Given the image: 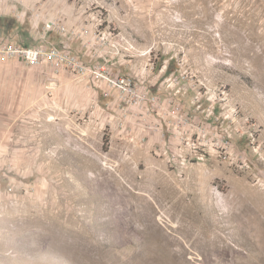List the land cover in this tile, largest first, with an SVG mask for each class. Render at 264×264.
<instances>
[{
    "label": "rangeland",
    "instance_id": "1",
    "mask_svg": "<svg viewBox=\"0 0 264 264\" xmlns=\"http://www.w3.org/2000/svg\"><path fill=\"white\" fill-rule=\"evenodd\" d=\"M0 39L80 65L0 62V264H264V0H0ZM95 66L225 91L239 115L203 123L239 159L172 166Z\"/></svg>",
    "mask_w": 264,
    "mask_h": 264
},
{
    "label": "built area",
    "instance_id": "2",
    "mask_svg": "<svg viewBox=\"0 0 264 264\" xmlns=\"http://www.w3.org/2000/svg\"><path fill=\"white\" fill-rule=\"evenodd\" d=\"M13 60H22L30 64H40L46 60L55 62L58 66L67 61L71 65L80 66L76 56H71L55 44L29 47L9 39H0V62ZM98 69L95 72L118 91L119 100L130 101L131 108L134 107V110L139 112L136 115L140 117L142 115L141 119L146 121L142 134H147L149 138L154 137L157 132L161 134V142L156 145L155 152L167 159L172 166L178 167L187 162L205 160L207 154L211 152H217L230 161L239 159L235 156L237 149L229 131L224 130L219 134L217 130H209L203 123L204 117L209 119L215 117L219 121L222 117L228 119L239 115L238 106L231 105L225 91L221 98L216 94L209 96L212 104L208 109L204 108L203 96L199 92V96L194 100V108L186 109L185 105L175 98L162 99L147 87L139 86L134 77L128 75L110 77L103 73V66ZM106 95L111 94L107 92ZM218 103L221 108L219 116L216 112ZM147 136L143 135L142 139ZM215 190L221 194L218 186Z\"/></svg>",
    "mask_w": 264,
    "mask_h": 264
},
{
    "label": "crops",
    "instance_id": "3",
    "mask_svg": "<svg viewBox=\"0 0 264 264\" xmlns=\"http://www.w3.org/2000/svg\"><path fill=\"white\" fill-rule=\"evenodd\" d=\"M118 101V100H117ZM119 104V102H118ZM126 109H130L132 110L133 114L131 116V118L128 117V124H125L124 126L127 127L129 126L131 131L136 134L135 136L137 137V134L139 133L140 135V132L139 131H142V129L144 128V125L146 123L145 120H142L141 117L139 115H136L137 113L139 112H136L134 110V107L132 108H129L127 107ZM120 112V111H119ZM121 113V112H120ZM142 121V122H141ZM150 123V122H149ZM137 128V129H136ZM136 130H138V132H136ZM142 134V133H141ZM158 138L161 140V134L159 132L156 133V135L154 136V138Z\"/></svg>",
    "mask_w": 264,
    "mask_h": 264
}]
</instances>
